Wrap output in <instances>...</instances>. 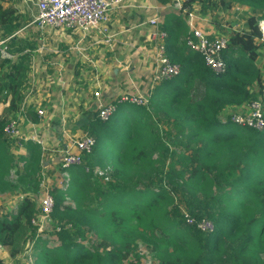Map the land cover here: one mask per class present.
Instances as JSON below:
<instances>
[{
  "label": "trees",
  "instance_id": "obj_1",
  "mask_svg": "<svg viewBox=\"0 0 264 264\" xmlns=\"http://www.w3.org/2000/svg\"><path fill=\"white\" fill-rule=\"evenodd\" d=\"M4 2L0 31L15 58L0 57V97L9 102L0 114V194L23 199L16 211L0 214V247L10 248L14 258L26 244L40 243L32 219L40 213L45 168L39 145L25 143L27 156L16 157L3 133L20 112L36 48L12 37L32 17ZM191 2L216 24L221 13L236 5L244 9V23L222 53L226 72H213L187 46L184 17L166 16V53L180 65V75L158 85L147 106L117 104L108 121L89 115L83 129L95 147L82 165L68 170L66 190L51 188L50 234L57 244L40 250L35 264H135L141 246L156 264H264V131L230 120L256 100L264 113V0ZM191 4L183 6L194 9ZM184 212L212 221L215 231L188 225Z\"/></svg>",
  "mask_w": 264,
  "mask_h": 264
},
{
  "label": "built area",
  "instance_id": "obj_2",
  "mask_svg": "<svg viewBox=\"0 0 264 264\" xmlns=\"http://www.w3.org/2000/svg\"><path fill=\"white\" fill-rule=\"evenodd\" d=\"M21 4L34 7L32 14V24L41 33L52 31L80 32L88 35L93 30L107 32L110 23V14L113 8L121 0H18ZM177 8L180 13L186 16L189 28L186 38L187 46L197 54H200L206 66L217 74L226 72L227 64L222 58V53L228 48L232 35L210 36L198 28V21L202 19L197 10L184 8L183 0H171L170 3ZM242 7L236 10L241 11ZM262 24L264 22H261ZM150 31L146 36V46L142 50L144 60L150 65L151 74L149 80L150 88L147 91L139 90L136 93L122 96L118 101L111 103H100L98 108V118L101 121H108L117 111V104L131 103L139 106H147L151 90L166 81L176 79L181 73L179 64L172 62L166 53V43L168 33L162 28L157 16L148 22ZM262 25H260L261 27ZM239 30L233 28V33ZM264 38V27H262ZM0 57L2 59L13 60L15 56L10 52L9 38L0 40ZM138 90V89H137ZM96 98H101L99 92L95 93ZM40 118L44 116L43 110H38ZM231 122L242 127H249L257 131H264V113L260 101H252L248 104V112L234 113L230 116ZM226 123L227 120L223 119ZM3 133L7 139L14 142V147L22 149L27 142L39 145L45 154L47 148L45 141L37 135L36 128L33 133L25 134L22 130V120L19 117L11 118L4 126ZM96 140L88 133L80 137H69L60 152L59 167L64 173L72 167L80 166L84 162V156L92 153ZM14 173V172H13ZM12 173V175H14ZM69 179L59 187L66 190ZM42 191L37 197L40 213L32 219L33 226L37 227V232L42 233L46 229L53 231L52 213L55 201L48 186L42 184ZM184 217L188 225L195 226L205 234L213 233L215 224L206 219L196 220L189 213L184 212ZM59 230V228L57 229ZM151 257V255H150ZM153 263V259H151Z\"/></svg>",
  "mask_w": 264,
  "mask_h": 264
},
{
  "label": "rangeland",
  "instance_id": "obj_3",
  "mask_svg": "<svg viewBox=\"0 0 264 264\" xmlns=\"http://www.w3.org/2000/svg\"><path fill=\"white\" fill-rule=\"evenodd\" d=\"M184 3H192L191 5H194L195 10L197 11L200 9V5L198 2L183 0V5ZM4 6L13 7L17 10L19 15L26 17H32V14L35 11L34 7L23 5L18 0H5ZM237 7L240 6L236 5L233 10L228 13H221L218 19L219 22L224 23L228 28H231L232 25L233 28L241 27L242 23H244L241 20V15H243L242 11L244 9L238 11L236 10ZM173 11L180 13L177 8H174ZM32 21L33 19L30 21L27 20L26 24L18 31V34L14 36V39H16V43H20V46H23L26 43L29 45H36V48L34 50H31V74H29L28 76L29 81L25 90V99L27 101H30L29 109L35 106L37 108L36 111H44V116L40 120V117L38 118L35 115V113L37 112L35 111L34 107L33 113L29 118H31L33 122H38V120L42 122L41 125L44 126L42 130L45 131L44 133L47 134L48 138H46L47 136H43L44 133L42 132H37V135L40 139L44 138L46 140H49L48 143L50 144V146H52L54 144V139L52 136L55 135V132L52 129V125L55 122L52 123V121H56L59 118L72 122L71 126H67V132L72 135L70 136L71 138L86 134L83 129V119H85V117L87 118L90 114H93V112L98 113V109L96 108L93 99H90L91 97L77 99L75 95L72 94L74 90H76V81L78 80L76 77H74V74L76 71H78V66L81 63H83L82 66L88 65L86 70L82 71L85 76H83V81H80V85L81 87H83V85L84 87H87V85H89L90 83L91 85L88 88H91L92 93L94 92V77L96 75L97 77L100 75V69L103 66L106 68L109 67L110 69L115 67V65L112 64V59L111 57H109V55L114 54L113 49H115V46L113 45V40L119 38L118 36L113 38L112 34L116 32L118 33L122 25L120 27L118 24V26L116 27L117 29H115V27L113 26L112 30L109 29L106 37L100 35L97 38L99 43L97 44L92 38L86 37L84 39L83 33L82 35L78 33H71L68 31H57L51 33L50 35L42 34L36 29L35 25L32 24ZM23 22L25 23V20ZM120 24H122V21ZM260 25H262L260 27V29L262 30V27H264V23H261ZM133 38V32L130 31L120 34V39L126 42L132 40ZM0 39H4L3 35H0ZM42 44L43 46H41ZM129 46H127V48H129ZM124 47L126 48L125 45ZM132 52H134V48H132L130 51H126L125 54H121L119 56L126 55L125 57H130L132 55ZM83 61L86 62L84 63ZM259 61V66L263 67L264 62H262L261 59ZM69 66H71V69L69 68V70L71 71H68L67 73L65 72L64 75V69ZM61 70L63 75L62 82H64V84L61 82L59 83L57 78V75L60 74ZM102 75L103 74L101 73V76ZM129 93V91L126 92V95H130ZM89 110L90 112H87ZM59 114H63L65 117H59ZM61 124L62 121H58V126ZM25 126L26 124L24 125L23 123V127ZM29 133H33V130H30ZM51 133L53 135H50ZM49 154H52V152H47V154L44 156V158H47L46 162L49 160V162L54 161V163L50 165L51 169H43V177L41 182L42 184L51 188L53 186H60L65 182V180H67V178L69 179V172L66 171V173H64L63 170H61L59 164L57 163L58 157L56 156V154H52V156H49ZM14 179L16 178L14 175H12V178L10 177V180ZM67 183H69V181ZM22 199L23 196L21 194H0V214H5L10 211H16L18 202H20ZM51 232L52 231L46 229L44 232L38 233L39 236H42L40 238L41 240L38 244V248H36L35 243H28L25 245L23 251L20 254H17L14 258L11 257L10 248L0 247V258L3 259L5 264H35V255L39 254L40 250H42L43 248H54L57 244L52 241L53 238L50 234ZM92 240L93 239H88L85 243L89 245L91 244ZM45 241L47 243H45ZM138 253L140 254L139 260H135L136 262L134 261L133 256L129 257L130 260L135 262V264H156V262H152L150 254L146 247L141 246L138 249Z\"/></svg>",
  "mask_w": 264,
  "mask_h": 264
},
{
  "label": "crops",
  "instance_id": "obj_4",
  "mask_svg": "<svg viewBox=\"0 0 264 264\" xmlns=\"http://www.w3.org/2000/svg\"><path fill=\"white\" fill-rule=\"evenodd\" d=\"M173 10L174 8L172 7L171 4H162L160 0H121V2L113 8L110 14V23L108 25L107 32L105 31L100 32L97 30H93L88 35H83L80 32H71V33L82 34L84 39L86 37L92 38L95 43L99 44L97 38L100 35L106 37L109 32V29L112 30L113 26L115 27V29H117L116 27L118 26V24L120 27L122 25L118 33L116 32L112 34L113 38H115L116 36H118L119 38L113 40L114 42L113 45L115 46V49H113L114 54L109 55V57H111L112 59V64H114L115 67L110 69L109 67L106 68L103 66L100 69V75L98 77L97 75L94 77L93 88L95 90L92 93L91 88H88L91 85L90 83L89 85H87V87H84V85L83 87H81L80 85L81 84L80 81H83V76H85L84 73H82V71L86 70V68L88 67V65L82 66L83 63H81L78 66L79 68L78 71H76L74 74V77H76L78 80L76 81V90H74L72 94L75 95L77 99L91 97L90 99L91 100L93 99V102L96 108L98 109L100 103H111L114 101H118L122 96L126 95V92L128 91L130 92V94L136 93L139 90L147 91L150 88L149 80H150L151 69H150V65L144 60L142 56V50L146 46V36L150 31V26L148 22L151 18L157 16L159 18V21L161 22V25H163L166 16L170 14H175L184 17L187 23V19L185 15ZM121 21L122 24H120ZM197 26L204 33L212 37L222 36V35L230 36L233 34L232 33L233 26L231 27L232 28L231 29L228 28L227 25H225L222 22H219L218 24L213 23L211 22V19L209 17L200 19L198 21ZM128 31L133 32L134 38L128 42L120 39V34H123L124 32H128ZM53 32H57V31H52L50 33H42V34L50 35ZM17 34L18 32L15 35ZM0 35H2L1 31H0ZM124 45L126 46V48L124 47ZM41 46H43V44ZM127 46H129V48H127ZM132 48H134V52H132V55L130 57H125L126 55L119 56L121 54H125L126 51H130ZM83 62L85 63L86 61ZM69 68L71 69V66L66 67L65 69L63 68L64 75L65 72L67 73L68 71L69 72L71 71L69 70ZM101 73L103 74L102 76ZM60 74L57 75L58 82L64 84V82H62L63 81L62 70L60 71ZM153 90H151V93L153 92ZM96 92H99L101 94V98L95 97ZM29 102L30 101H27L26 99L23 101L20 108V112L17 115V117L18 118L20 117L22 120V127H23V123L24 125L26 124V126L23 127L22 130H24V132L27 135L30 134L29 131L33 130L34 128H36L37 132L44 133L45 131L42 130L44 126L41 125L42 122L40 121L41 118L37 116L40 119L38 120V122H33L31 118H29L31 117V114L33 113L32 111L34 110L33 108L35 107L33 106L32 108L29 109L30 107ZM8 106H9V102L4 101L3 97H0V114L3 113L4 109L7 108ZM36 110L37 108L35 107V111ZM87 112H90V110ZM59 117H65V116L63 114L61 115L59 114ZM87 118L85 117L86 121L85 119H83L84 126L87 123ZM58 121H62L61 124L62 126L61 125L58 126ZM52 123H53L52 129L55 132V135H53L52 133L50 135H53L52 137L54 139V144L50 146V144L48 143L49 140L43 138L47 148L45 154H43V157L47 154V152H52V154H56V156L58 157L57 163L59 164L60 152L64 147L65 141L70 136H72L67 132V126L68 125L71 126L72 122L59 118L56 121H52ZM43 136H47V134L44 133ZM46 138H48V136ZM9 141L13 144L12 152L16 157L27 156V150L25 148V145L22 149H18L14 147V142L12 140ZM52 154H49V156H52ZM46 159L47 158H43V166L46 169L49 168L51 169L50 165L53 164L54 161L53 162L51 161L52 163L49 162V160L46 162Z\"/></svg>",
  "mask_w": 264,
  "mask_h": 264
}]
</instances>
